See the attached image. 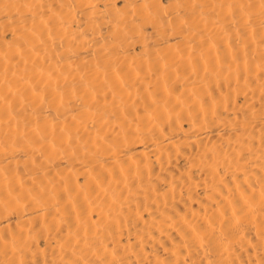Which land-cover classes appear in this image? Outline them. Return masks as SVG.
<instances>
[{"label":"bare ground","instance_id":"1","mask_svg":"<svg viewBox=\"0 0 264 264\" xmlns=\"http://www.w3.org/2000/svg\"><path fill=\"white\" fill-rule=\"evenodd\" d=\"M0 264H264V0H0Z\"/></svg>","mask_w":264,"mask_h":264}]
</instances>
